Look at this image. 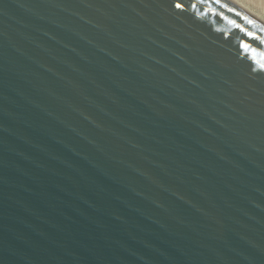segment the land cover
Returning <instances> with one entry per match:
<instances>
[{
  "label": "water",
  "instance_id": "1",
  "mask_svg": "<svg viewBox=\"0 0 264 264\" xmlns=\"http://www.w3.org/2000/svg\"><path fill=\"white\" fill-rule=\"evenodd\" d=\"M242 28L229 0H0V264H264Z\"/></svg>",
  "mask_w": 264,
  "mask_h": 264
},
{
  "label": "snow or ice",
  "instance_id": "2",
  "mask_svg": "<svg viewBox=\"0 0 264 264\" xmlns=\"http://www.w3.org/2000/svg\"><path fill=\"white\" fill-rule=\"evenodd\" d=\"M201 2H203V0H201ZM216 3H220V0H215ZM176 8L178 9H183V5L181 3H177L176 5ZM223 6V5H221ZM193 7H196V5L194 4ZM229 11H232L231 8H229ZM239 15V13H237ZM247 19V18H245ZM249 23H252V21H249ZM237 27H239V25H237ZM241 31H245V34L246 36L249 38V41L251 40H256L258 42L257 46L253 47L250 43H242V47L243 48H249L251 47L252 48V51H256L257 48L260 46V45H264V39H262L259 35H257L256 33L252 32V31H247L245 29H241ZM261 55H264V52H261L260 53ZM261 70L264 71V66H261Z\"/></svg>",
  "mask_w": 264,
  "mask_h": 264
},
{
  "label": "rangeland",
  "instance_id": "3",
  "mask_svg": "<svg viewBox=\"0 0 264 264\" xmlns=\"http://www.w3.org/2000/svg\"><path fill=\"white\" fill-rule=\"evenodd\" d=\"M264 20V0H235Z\"/></svg>",
  "mask_w": 264,
  "mask_h": 264
},
{
  "label": "bare ground",
  "instance_id": "4",
  "mask_svg": "<svg viewBox=\"0 0 264 264\" xmlns=\"http://www.w3.org/2000/svg\"><path fill=\"white\" fill-rule=\"evenodd\" d=\"M230 2H232L233 4L237 5L239 8H241L243 11H245L247 14L251 15L253 18L259 20L260 22H262L264 24V20L263 18H260L259 16H257L256 14H254L253 12H251L250 10L246 9L244 6L240 5L238 3V1L235 0H229Z\"/></svg>",
  "mask_w": 264,
  "mask_h": 264
}]
</instances>
